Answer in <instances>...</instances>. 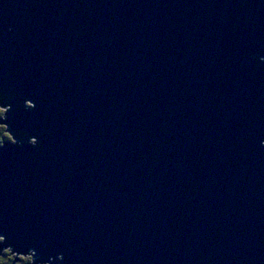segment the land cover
I'll use <instances>...</instances> for the list:
<instances>
[{
  "label": "water",
  "instance_id": "obj_1",
  "mask_svg": "<svg viewBox=\"0 0 264 264\" xmlns=\"http://www.w3.org/2000/svg\"><path fill=\"white\" fill-rule=\"evenodd\" d=\"M0 107L15 262L264 264V0H0Z\"/></svg>",
  "mask_w": 264,
  "mask_h": 264
},
{
  "label": "trees",
  "instance_id": "obj_2",
  "mask_svg": "<svg viewBox=\"0 0 264 264\" xmlns=\"http://www.w3.org/2000/svg\"><path fill=\"white\" fill-rule=\"evenodd\" d=\"M3 115H4V111L0 108V118ZM2 130L4 131L5 128L3 127ZM4 133L5 134H3L2 132H0V143L3 142V141H6V140H10L11 139L10 136H9V134H7L5 131H4ZM3 255L8 258L9 264H15L18 261L21 262L20 264H31V262H32V259L31 260H29V258L28 259H25L26 257H19L18 258V261L15 262V256L14 255H11L8 250L6 252H4Z\"/></svg>",
  "mask_w": 264,
  "mask_h": 264
},
{
  "label": "rangeland",
  "instance_id": "obj_3",
  "mask_svg": "<svg viewBox=\"0 0 264 264\" xmlns=\"http://www.w3.org/2000/svg\"><path fill=\"white\" fill-rule=\"evenodd\" d=\"M1 108V107H0ZM2 110H3V108H1ZM2 117V116H1ZM3 127L0 125V132H2L3 133ZM0 241H1V238H0ZM4 252H6V250H1L0 251V264H9V261H8V258L6 257V256H4L3 254H4ZM11 255H14L15 256V254H13V253H11ZM25 259H27V256H26V258ZM21 262H16L15 264H20Z\"/></svg>",
  "mask_w": 264,
  "mask_h": 264
},
{
  "label": "bare ground",
  "instance_id": "obj_4",
  "mask_svg": "<svg viewBox=\"0 0 264 264\" xmlns=\"http://www.w3.org/2000/svg\"><path fill=\"white\" fill-rule=\"evenodd\" d=\"M2 126V125H1Z\"/></svg>",
  "mask_w": 264,
  "mask_h": 264
}]
</instances>
